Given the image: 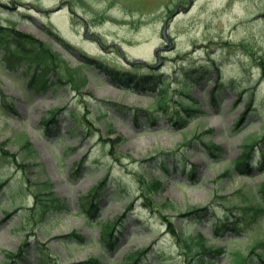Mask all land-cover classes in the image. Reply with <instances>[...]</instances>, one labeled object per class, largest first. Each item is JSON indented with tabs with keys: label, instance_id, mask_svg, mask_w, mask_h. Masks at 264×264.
Masks as SVG:
<instances>
[{
	"label": "rangeland",
	"instance_id": "1",
	"mask_svg": "<svg viewBox=\"0 0 264 264\" xmlns=\"http://www.w3.org/2000/svg\"><path fill=\"white\" fill-rule=\"evenodd\" d=\"M0 24L31 34L79 72L63 70V84L40 91L0 50V264H36L41 250L50 264H124L139 250L146 253L138 264H186L161 215L227 252L248 255L263 241L264 215L255 221L241 209L264 181V0H0ZM116 43L126 59L148 67L126 65ZM88 59L159 82L150 91L124 88ZM183 68L190 76L209 70L208 79L181 88ZM81 74L86 84L76 90L69 79L76 85ZM163 82L166 103L155 109ZM182 97L198 111L184 128ZM251 140L260 143L250 174L224 177ZM206 143L220 147L217 158ZM103 179L95 206L81 210ZM154 179L162 189L150 193V210L141 183ZM48 192L60 206L42 215L36 197L48 201ZM198 207L208 215L186 216ZM121 217L108 249L102 226ZM218 221L226 227L216 233ZM76 232L86 240L68 239ZM253 256L247 264H257ZM212 264L234 262L226 253Z\"/></svg>",
	"mask_w": 264,
	"mask_h": 264
},
{
	"label": "trees",
	"instance_id": "2",
	"mask_svg": "<svg viewBox=\"0 0 264 264\" xmlns=\"http://www.w3.org/2000/svg\"><path fill=\"white\" fill-rule=\"evenodd\" d=\"M0 50L3 52V58L9 66L16 67L19 66L22 71L29 76L28 83L34 86L36 89L43 91L45 88H50V86H58L62 80V71L70 76L75 77L76 73H79L77 70H70L66 61L61 59V56L46 46L42 41H38L31 34L24 33L22 31H16L13 28L4 27L0 24ZM91 64L97 69L101 70L107 76L108 81L113 84L120 85L124 88H133L135 90H153L156 84L159 82L157 78L154 76H147L144 73H140L139 75H134L132 73H125L119 70H112L108 67L102 66L99 62L89 60ZM191 67V65L188 64ZM209 70H204L202 72L192 73L190 76L189 72L183 68L182 77H184V81L181 88L186 90L191 86L192 81L203 80V78H207V74ZM71 77V76H70ZM190 78L191 81H187ZM85 76L80 75V79L75 83L72 81V78L69 79L72 85H74V89L79 90L80 87L86 84ZM58 84V85H57ZM216 78H214V85L210 90V97L212 102L216 100L214 97V92L217 90ZM165 83L163 82L158 88H156L157 95H153L155 109H160L163 103H166L167 94L163 92ZM185 93V92H184ZM0 96H2L1 104L5 105L6 101L4 98L6 96L3 95L2 91L0 92ZM178 103L181 105L182 109L186 112L187 115H183L179 118L180 128H184L187 123V117L191 116L190 114H194L198 112L197 109L193 107L191 103H189L186 99L179 98ZM154 108V106H152ZM150 108H146L144 110H149ZM151 110V109H150ZM55 113L51 114L50 119L45 120V124L48 125L51 122H54ZM262 142V141H261ZM260 141L251 140L245 142L242 146V155H240L235 162H233V167L226 172L224 177L228 176L229 173L235 171L237 174H250V166L253 163L252 157L255 155L257 147L259 146ZM205 147H207L210 154L217 158L219 153L221 152L219 146H215L212 143H206ZM28 150L31 152L32 148L30 145H27ZM3 150L0 146V151ZM263 161L260 162L261 165L264 164V155L262 156ZM260 169V166L259 168ZM195 175L194 173H192ZM105 179L101 180L99 184L93 187L90 192L87 194L86 199L90 200L95 193H98L102 186L104 185ZM142 186H144V194H141V198L144 199L146 203V207L150 210H154V206L152 202L150 203V193L160 191L162 189V184L159 179H154L152 181H143ZM46 198H49L48 201L44 200L43 193L37 194L36 200L38 201L37 207L39 211H41L42 215L49 214V209H55L59 207V200L54 199L52 197V193L46 194ZM85 199V200H86ZM250 205L243 207L241 211L245 213L247 216H252L253 220L257 221L262 218L264 215V181L260 185L259 196H251L249 198ZM93 207L94 204L90 202H84L81 200V208L83 210ZM172 207L169 203H166L164 207ZM209 208L206 207H198L196 209H192L187 212L186 216H194L199 219H203L208 215ZM166 226L168 227V232H170L175 238L177 243V248L180 249V255L183 260H185L186 264H212L213 260L221 256V254L229 253V255L233 258L234 264H247L248 261L254 258L253 254L257 255V259H255L257 264H264V239L263 241L258 242L257 246L253 247L251 251H248V255L241 253L240 250H235L232 252H227L224 246L218 247L216 245H208V241L204 236L200 233L196 235L186 234L181 231V229L175 228L172 226L171 218L165 217L161 215ZM121 218H118L114 223H106L102 226L101 231V240L105 241L106 248L111 249L114 246L116 240L113 237V227L115 224H119L121 222ZM223 223L220 221L212 223V230L216 233L220 232V230H224L226 226L222 225ZM230 233L236 232V225L231 224L230 227H227ZM78 239L80 241H85V237L80 233L76 232L75 234L68 237V239ZM260 252H256V250ZM18 251L23 252V249L20 248ZM247 252V251H246ZM245 252V253H246ZM145 250H139L134 253L129 254L126 258V262L124 264H138L139 258L143 254H145ZM252 253V255H251ZM13 253H8L4 255L7 259L8 257H12ZM18 254V253H17ZM41 256L38 257L36 264H50L48 260L49 257L42 250L40 252ZM85 264H100L98 258H93V260L86 262Z\"/></svg>",
	"mask_w": 264,
	"mask_h": 264
},
{
	"label": "water",
	"instance_id": "3",
	"mask_svg": "<svg viewBox=\"0 0 264 264\" xmlns=\"http://www.w3.org/2000/svg\"><path fill=\"white\" fill-rule=\"evenodd\" d=\"M162 36H163L164 40H165L167 43H169V37H168V35H167V25H165V27H164L163 30H162ZM115 47L119 48V45L116 44ZM159 49H161V48H159ZM159 49H157V50H155V51L153 52V55H154V56H156V53H157V51H158ZM122 59H123V61H124L126 64H129V65H132V64H138V63H144V62H143L142 60H140V59H138V60H134L133 62H129L124 56H122Z\"/></svg>",
	"mask_w": 264,
	"mask_h": 264
}]
</instances>
